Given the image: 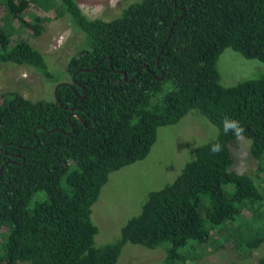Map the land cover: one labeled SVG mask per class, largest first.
<instances>
[{
	"label": "trees",
	"instance_id": "obj_1",
	"mask_svg": "<svg viewBox=\"0 0 264 264\" xmlns=\"http://www.w3.org/2000/svg\"><path fill=\"white\" fill-rule=\"evenodd\" d=\"M30 2L69 15L82 34L64 67L11 39L15 24L40 34L43 17L27 14ZM123 7L104 20L88 17L76 0H0V63L31 67L54 87L67 82L57 89L60 103L54 90L50 99L1 96L0 264H116L127 243L162 247L165 264H182L213 232L214 245L231 243L240 257L264 241L256 177L264 172V74L224 86L217 68L226 48L264 63V0ZM191 111L217 128L223 150L210 152L215 139L200 145L173 181L147 193L118 237L96 245L92 205L109 174L144 159L158 128ZM225 117L245 128L255 177L231 169L236 137L223 133Z\"/></svg>",
	"mask_w": 264,
	"mask_h": 264
},
{
	"label": "rangeland",
	"instance_id": "obj_2",
	"mask_svg": "<svg viewBox=\"0 0 264 264\" xmlns=\"http://www.w3.org/2000/svg\"><path fill=\"white\" fill-rule=\"evenodd\" d=\"M76 1L88 17L108 20L117 16L123 6L136 0ZM27 12L31 16L43 17L40 34L34 35L27 27L16 31L15 24L11 39L22 38L28 41L46 56V61L51 66L64 67L81 42L82 34L72 27L69 15L65 13L58 15L54 10H44L34 2L29 3ZM0 23L3 24L2 21ZM217 68L220 83L224 86L264 74L263 62L243 57L230 48L224 49L219 55ZM53 90L54 85L44 81L33 68L0 63V101L2 94L8 91H17L31 99H50ZM216 134L217 128L207 118L193 111L175 124L159 127L148 155L111 172L101 188L91 212L92 221L98 227L96 245L111 242L118 237L121 226L138 213L147 193L173 181L184 165L193 159L195 150L213 139ZM229 147L233 158L231 169L255 177L257 164L249 152L250 140L245 137L239 140L236 138L230 142ZM256 177L264 186V172ZM218 237L213 232L206 243L190 253L193 255L197 252L199 256L188 258L182 264H256L258 258L264 257V241L252 248L247 257H240L231 243L222 247L214 245V240ZM163 258L162 247L149 249L127 243L123 246L116 264H165Z\"/></svg>",
	"mask_w": 264,
	"mask_h": 264
},
{
	"label": "clouds",
	"instance_id": "obj_3",
	"mask_svg": "<svg viewBox=\"0 0 264 264\" xmlns=\"http://www.w3.org/2000/svg\"><path fill=\"white\" fill-rule=\"evenodd\" d=\"M222 129H223V133L225 135L231 133L233 136H235L237 138V140L241 139L243 137L244 132H245V128L242 126L240 121L235 120V119H231L228 117L223 118ZM213 139H215L216 142L211 143L209 150L213 154H218L223 150V146L218 140V134L216 137H213Z\"/></svg>",
	"mask_w": 264,
	"mask_h": 264
},
{
	"label": "water",
	"instance_id": "obj_4",
	"mask_svg": "<svg viewBox=\"0 0 264 264\" xmlns=\"http://www.w3.org/2000/svg\"><path fill=\"white\" fill-rule=\"evenodd\" d=\"M178 18H180V16L176 17V18L173 20V22H172L171 25H173L174 22L177 21ZM171 28H172V26H171ZM171 28H170V30H169V35H170V33H171ZM168 37H169V36H168ZM99 62H100V61H98L97 64H96L93 68H95V67L98 65ZM93 68H92V69H93ZM85 70H89V69H85ZM120 72H122L124 79H126V78H127L126 73L123 72V71H120ZM137 73H138V72H137ZM137 73H136V74H137ZM162 74H163V73H162ZM73 77H74V76H73ZM157 78L160 79L161 77H157ZM132 79H133V78H131L130 80H132ZM61 84H67V82H60V83H58L57 85H55V87H54V95H55V98H56V100H57L58 103H60V100H59V97H58L57 89H58L59 85H61ZM1 170H2V167L0 168V172H1Z\"/></svg>",
	"mask_w": 264,
	"mask_h": 264
}]
</instances>
